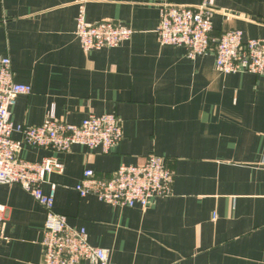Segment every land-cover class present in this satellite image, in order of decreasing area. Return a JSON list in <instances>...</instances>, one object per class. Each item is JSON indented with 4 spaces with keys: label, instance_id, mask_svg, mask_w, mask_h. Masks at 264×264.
<instances>
[{
    "label": "crops",
    "instance_id": "crops-1",
    "mask_svg": "<svg viewBox=\"0 0 264 264\" xmlns=\"http://www.w3.org/2000/svg\"><path fill=\"white\" fill-rule=\"evenodd\" d=\"M201 0H0V60L31 86L11 112L14 126H42L49 114L70 125L90 115L122 121L110 153L75 146L56 153L22 142L19 157L62 165L43 185L56 186L54 210L86 229L110 264H264V76L224 75L213 53L191 60L163 47L156 30L164 4ZM81 8L88 23L115 22L132 38L85 52L76 36ZM213 37L236 30L264 40V0H216ZM150 155L174 172L173 193L147 208L81 198L85 170L110 178ZM5 206L0 264H42L46 212L21 186L0 184ZM92 264V263H84Z\"/></svg>",
    "mask_w": 264,
    "mask_h": 264
},
{
    "label": "built area",
    "instance_id": "built-area-1",
    "mask_svg": "<svg viewBox=\"0 0 264 264\" xmlns=\"http://www.w3.org/2000/svg\"><path fill=\"white\" fill-rule=\"evenodd\" d=\"M215 4L216 0H201L194 7L164 4L156 30L160 45L183 48L191 60L213 53L216 67L224 75L264 76V40H246L243 32L236 30L213 37ZM133 34L131 28L111 21L88 23L85 8L80 10L76 36L85 52L118 48ZM31 94V86L16 83L11 60H0V184L21 186L44 208L42 264H110L109 251L92 246L86 229L70 227L67 218L55 212L56 186L49 194L43 191L49 176L62 172L63 165L54 157L38 163L21 159V143L14 134H20L26 145L56 153L82 146L90 152L110 154L123 139L122 121L112 114L90 115L79 125H70L51 112L42 126L16 127L11 121L12 109L20 96ZM174 182L166 160L150 155L140 165L120 167L110 178L87 169L75 190L81 198L93 196L114 207L147 208L152 200L170 197ZM5 212V206L0 205V248Z\"/></svg>",
    "mask_w": 264,
    "mask_h": 264
}]
</instances>
